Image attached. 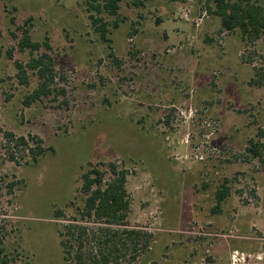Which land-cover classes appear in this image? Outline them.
I'll list each match as a JSON object with an SVG mask.
<instances>
[{
    "label": "rangeland",
    "instance_id": "374dc122",
    "mask_svg": "<svg viewBox=\"0 0 264 264\" xmlns=\"http://www.w3.org/2000/svg\"><path fill=\"white\" fill-rule=\"evenodd\" d=\"M140 1L102 15L104 40L85 0H0L5 247L18 264H64L59 231L85 205L83 174L107 183L115 163L128 227L153 235L134 264H264V38L224 29L217 0ZM24 30L65 95L24 102L39 82L31 70L20 81ZM7 133L39 137L46 154L31 161Z\"/></svg>",
    "mask_w": 264,
    "mask_h": 264
},
{
    "label": "trees",
    "instance_id": "16d2710c",
    "mask_svg": "<svg viewBox=\"0 0 264 264\" xmlns=\"http://www.w3.org/2000/svg\"><path fill=\"white\" fill-rule=\"evenodd\" d=\"M123 1L126 0H85L92 13V23L102 39L107 40L108 31L102 15L117 16ZM133 2L135 5L141 4L140 0H133ZM217 2L215 14L221 17L224 29L228 31L239 29L243 40L254 41L264 38V5L262 3L256 0H217ZM41 48L42 44L32 40L29 30H24L20 40V50L29 49L32 57L26 66L17 63L20 81L22 85H28L27 70L35 72L39 80L37 88L25 98L24 102L27 105L53 95L66 94V91L59 88L56 82L54 59L49 53H39ZM256 75H260L259 71ZM262 134L264 129L260 130L259 136ZM6 138L9 146L14 145L18 149H23L25 153H28L31 161L37 162L47 152L43 146V140L37 136L26 138L7 133ZM251 142L254 141L251 140ZM256 144V154L259 155L257 152L259 143ZM12 157L14 158V155ZM109 169L112 179L107 183H105V173L98 168H92L82 176L80 191L85 196V205L78 209L79 217L68 220V223L59 231L60 245L64 251V264H134L141 254L151 248L153 242L151 233L128 227L131 208L126 187L128 172L120 170L115 163H111ZM229 194V187L224 185L219 189L218 205L215 209L217 212ZM56 216L64 217L62 211H57ZM17 261L8 253L5 247V236L0 229V264H18Z\"/></svg>",
    "mask_w": 264,
    "mask_h": 264
}]
</instances>
